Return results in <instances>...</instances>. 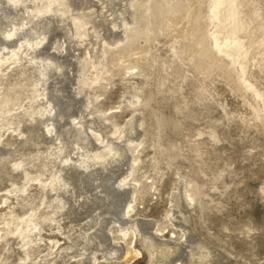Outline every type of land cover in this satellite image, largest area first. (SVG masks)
Here are the masks:
<instances>
[{
	"label": "rangeland",
	"instance_id": "rangeland-1",
	"mask_svg": "<svg viewBox=\"0 0 264 264\" xmlns=\"http://www.w3.org/2000/svg\"><path fill=\"white\" fill-rule=\"evenodd\" d=\"M0 264H264V0H0Z\"/></svg>",
	"mask_w": 264,
	"mask_h": 264
}]
</instances>
